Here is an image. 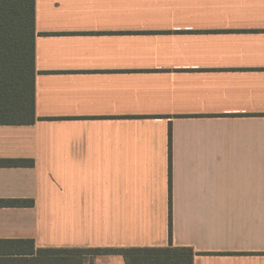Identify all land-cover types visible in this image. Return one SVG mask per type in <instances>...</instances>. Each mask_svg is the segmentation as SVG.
Listing matches in <instances>:
<instances>
[{
    "label": "crops",
    "instance_id": "1",
    "mask_svg": "<svg viewBox=\"0 0 264 264\" xmlns=\"http://www.w3.org/2000/svg\"><path fill=\"white\" fill-rule=\"evenodd\" d=\"M35 14V122L0 125V160L34 161L0 166V205L33 206L0 207V249L264 264V0H35Z\"/></svg>",
    "mask_w": 264,
    "mask_h": 264
},
{
    "label": "trees",
    "instance_id": "2",
    "mask_svg": "<svg viewBox=\"0 0 264 264\" xmlns=\"http://www.w3.org/2000/svg\"><path fill=\"white\" fill-rule=\"evenodd\" d=\"M35 18V0H0V125L35 122ZM171 141L170 136V148ZM0 166L33 167L34 161L0 160ZM9 204L12 205L0 207L33 206L27 201ZM110 255L124 257L126 264H194L196 253L192 248L172 245L166 248L36 249L32 241H17L11 243L10 248L0 249V264H88L94 258Z\"/></svg>",
    "mask_w": 264,
    "mask_h": 264
}]
</instances>
